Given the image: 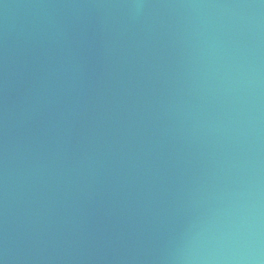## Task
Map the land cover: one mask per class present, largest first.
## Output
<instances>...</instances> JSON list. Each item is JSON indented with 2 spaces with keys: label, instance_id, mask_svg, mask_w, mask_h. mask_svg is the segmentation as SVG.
Wrapping results in <instances>:
<instances>
[{
  "label": "water",
  "instance_id": "1",
  "mask_svg": "<svg viewBox=\"0 0 264 264\" xmlns=\"http://www.w3.org/2000/svg\"><path fill=\"white\" fill-rule=\"evenodd\" d=\"M0 264H264V0H0Z\"/></svg>",
  "mask_w": 264,
  "mask_h": 264
}]
</instances>
